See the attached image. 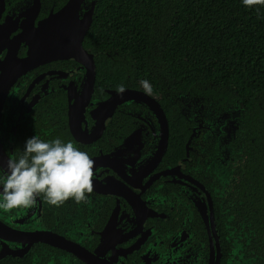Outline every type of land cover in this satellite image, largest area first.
Instances as JSON below:
<instances>
[{"label": "flooded vegetation", "instance_id": "flooded-vegetation-1", "mask_svg": "<svg viewBox=\"0 0 264 264\" xmlns=\"http://www.w3.org/2000/svg\"><path fill=\"white\" fill-rule=\"evenodd\" d=\"M67 1L0 0V166L34 134L71 140L94 161L93 191L0 211V264H264V215L241 183L253 141L243 110L234 135L232 109L211 119L241 105L123 85L160 104L163 148L164 123L143 99L99 108L119 88L96 84L90 24L91 85L72 53L79 26L59 13Z\"/></svg>", "mask_w": 264, "mask_h": 264}, {"label": "trees", "instance_id": "trees-1", "mask_svg": "<svg viewBox=\"0 0 264 264\" xmlns=\"http://www.w3.org/2000/svg\"><path fill=\"white\" fill-rule=\"evenodd\" d=\"M86 39L97 85L147 80L161 99L239 103L245 143L253 139L241 183L264 215V7L258 16L241 0H97Z\"/></svg>", "mask_w": 264, "mask_h": 264}, {"label": "clouds", "instance_id": "clouds-1", "mask_svg": "<svg viewBox=\"0 0 264 264\" xmlns=\"http://www.w3.org/2000/svg\"><path fill=\"white\" fill-rule=\"evenodd\" d=\"M241 2L258 16L260 7H264V0ZM140 83L151 91L147 80ZM123 90L121 85L119 91ZM93 165V159L71 140H47L34 134L26 138L22 154L0 166V211L34 208L41 194L49 205L57 207L69 198L77 203L87 202L93 191Z\"/></svg>", "mask_w": 264, "mask_h": 264}, {"label": "water", "instance_id": "water-1", "mask_svg": "<svg viewBox=\"0 0 264 264\" xmlns=\"http://www.w3.org/2000/svg\"><path fill=\"white\" fill-rule=\"evenodd\" d=\"M96 3H97V0H68L66 4L62 7V9L59 11V13H61L60 16L63 15L64 17L63 19L67 17V14H70L69 19H66V20H69V21L72 20L73 22L77 23L79 26V33L77 37L78 50L73 51L72 53L75 54L78 60H82L86 62L87 69L89 70L88 77L90 79L91 85L93 84L95 73H96L95 63H94L92 54L87 53L82 47L81 39L93 20ZM82 4L84 5V10L80 11ZM110 93H111L110 97L106 101L102 102V104L100 103V106H99L100 109L105 108L106 106L107 108H112L116 105V103L120 102L122 99H124V97H127V96L137 97L138 99H143L144 101L149 103L150 107L156 112V115L158 116L160 123L162 124V128H163V123H164V136L162 139V142H163L162 147L164 148L165 141H166L165 133H166L167 124H166L165 115L162 112V108L160 104L153 97L148 95L143 90H136V89H132V90L124 89L123 91L110 90ZM187 95L188 94H179L178 97L180 98L182 96L187 97ZM197 98H198L197 96H194L192 99H197ZM114 101H115V104L113 105ZM189 109H190V106L188 105L187 101H185L183 106H181V110L182 112L186 113L185 110H189ZM228 109H232V113H233V119L231 121L232 122L231 131L233 132V135H234V131L238 127L237 119L239 118V116L241 115V111L243 110L242 106H238L236 108H227L225 111L218 113L211 119L214 121V119L216 118H222L223 116L226 115V111Z\"/></svg>", "mask_w": 264, "mask_h": 264}]
</instances>
